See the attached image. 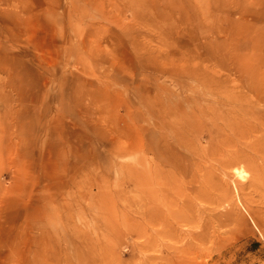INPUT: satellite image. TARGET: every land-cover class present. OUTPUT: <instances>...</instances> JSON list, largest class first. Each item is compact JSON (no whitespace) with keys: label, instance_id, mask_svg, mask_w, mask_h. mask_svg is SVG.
Returning a JSON list of instances; mask_svg holds the SVG:
<instances>
[{"label":"rangeland","instance_id":"374dc122","mask_svg":"<svg viewBox=\"0 0 264 264\" xmlns=\"http://www.w3.org/2000/svg\"><path fill=\"white\" fill-rule=\"evenodd\" d=\"M263 115L264 0H0V264H264Z\"/></svg>","mask_w":264,"mask_h":264},{"label":"bare ground","instance_id":"6f19581e","mask_svg":"<svg viewBox=\"0 0 264 264\" xmlns=\"http://www.w3.org/2000/svg\"><path fill=\"white\" fill-rule=\"evenodd\" d=\"M247 88H248L247 89L248 93L252 92L255 94V100L254 101H257L259 98H261L260 90L257 89L254 85L250 84L249 87H247ZM250 97H252V95ZM242 100L246 101V100H244V98H242ZM251 105L248 106V104H247L248 107H250ZM214 109H215L214 107L206 105L205 108L202 109L200 112H201V114L204 115V117H206L208 115L210 120L218 119L221 121V123L219 125L220 128L219 127H212L215 130L219 129L221 131L220 132L221 136L224 135L225 130H229L228 137H226V138L223 137L222 141H220L219 144L211 142V140H210V142H211L210 145L207 147H204V148H196V147L192 148L189 145H187L185 153H180L178 151L168 149V147H170V146H169V144H167V141L161 140V142H160L161 153H159L158 150L153 149V148H155V147L151 146L153 139L151 140L149 138L147 140V143H146V152L148 154H152L153 157L157 158V159H159L163 155V157L160 158L161 162H163L165 165L173 168V170L178 171L180 174H186L188 167L185 166L184 163L187 162V164L188 163L194 164L195 157L200 159L201 156L202 157L212 156L219 150V148L221 149L224 146H226L227 144H230L232 142L236 143V141H238V139H246V141H249V139L251 137H253V134L257 132V125H251L249 127L243 128L241 126V124H239L238 122L233 123V122H229V120H223L221 118V116L216 117V111ZM246 110L247 109L242 104L239 106L229 104V108H228L229 112H227L228 113L227 115H231L232 114L231 112H235L239 115L244 116V115H247ZM157 111H158V109H157ZM164 112H165L164 108L161 107L159 109L157 117L154 118L155 121H157V122L155 124H151V126L148 127L149 129H146V131H150V134H152V132L155 131V129H157V130L161 129L160 118H162L164 116ZM262 117H263L262 118L263 122H260L258 125H264V115ZM175 127H176L177 132H178V138L177 137H175V138L179 142H181V140H182V142H185L186 140H184V137H186L190 134V129L193 128L194 126H193V124L187 123V124H184L181 126L175 125ZM259 128L260 127H258V129ZM261 129L262 128H260V130ZM209 135L211 137L210 133H209ZM166 149H167V155H165ZM233 154L235 156L237 155L238 158L243 156L242 154H240V152H233ZM247 162H249L250 165L252 164L251 160H247ZM231 174L233 177H235L237 179L238 178L243 179V172H241L238 168H233ZM231 185L235 188V192H236V184H235L234 180H232ZM243 186L244 185L240 184L239 188L242 190ZM221 193L225 194L226 197H229V195L231 194L230 190H229V185H227V183L225 186L222 187ZM229 199H231V195H230ZM146 214H145V216L143 214H140V217L146 218L147 217ZM148 217H151V215L148 214ZM41 246H46V245H41ZM45 249H46V247H45ZM45 249H43L44 252H45ZM37 260H38V261H36L37 263L39 261L41 263H45V254L42 252V255H40V257Z\"/></svg>","mask_w":264,"mask_h":264}]
</instances>
